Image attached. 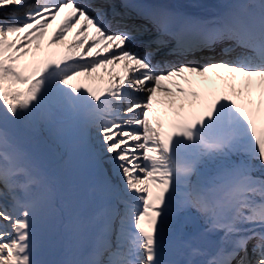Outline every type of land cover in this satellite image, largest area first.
<instances>
[{"label":"snow or ice","instance_id":"obj_1","mask_svg":"<svg viewBox=\"0 0 264 264\" xmlns=\"http://www.w3.org/2000/svg\"><path fill=\"white\" fill-rule=\"evenodd\" d=\"M64 9L49 43L65 45L75 28L74 38L67 51H47L41 42ZM141 16L159 33L152 51L128 47L149 29L130 25L117 0H0V264H264V4L208 24L162 8ZM163 36L176 41L169 55L223 44L224 58L154 65ZM119 61L124 74L104 89L72 83ZM187 73H216L247 94L249 108L232 95L209 100L186 89L177 78L191 84ZM37 119L58 132L73 122L98 138L102 200L69 219V255L58 261L40 259L35 242L53 187L12 131Z\"/></svg>","mask_w":264,"mask_h":264},{"label":"rangeland","instance_id":"obj_2","mask_svg":"<svg viewBox=\"0 0 264 264\" xmlns=\"http://www.w3.org/2000/svg\"><path fill=\"white\" fill-rule=\"evenodd\" d=\"M173 2L175 4L173 6L174 10H172L171 8L169 10L170 12L172 13L186 12L185 14L188 17L195 16L197 12H199L198 17L204 16L208 18L207 20L209 21L208 23L214 20L220 19L233 11L241 10V6H244L245 10L252 11V12H259L260 5L264 4V0H174ZM180 5H183V7L185 8H191V9L189 11H185V9ZM5 15H7V12H5ZM51 36L52 35H49L48 37L43 38V41L41 42L42 48L47 51H55V52L67 51V48L65 45L73 39L72 37H70L65 42V45L58 47L56 45H50L49 39ZM136 36H138V34ZM143 37L144 36H142L141 38L133 39L132 43L139 42V40H141ZM167 38L171 39L170 37H167ZM220 45H223V44H220ZM33 53L36 54L35 58L40 63H42L45 59H47V56L45 55L43 51L37 52L35 48V44L33 45ZM215 58L221 59L222 57L220 56V54H217ZM203 59H204L203 63H205L206 60L204 56H203ZM152 62L153 63L155 62L154 56L152 57ZM118 67L119 69L121 68V66H118ZM123 74H124V71L121 72L119 75H123ZM119 75L113 74L112 77L118 78ZM215 76H216V81L214 79ZM198 81H199V84L196 86V88H193V89L189 88V84L185 83V81L182 79H180V84L190 91L191 90L197 91L198 88H200L202 91H209L210 96L207 98L209 100L221 94L232 95L233 98L237 99L238 103H240L242 106L246 108V110L249 108V105L246 100L247 94L245 93V96L237 95L236 93L233 92L230 85L227 84L219 76H217V74L215 73L210 74L209 77H207L206 79H202V80L198 79ZM72 83L78 86L82 84L86 88L91 87L94 90H101L104 88L105 84L107 83V77L104 73L97 71L96 75L95 73H92L91 75H84V76L77 77L75 80L72 81ZM242 83H243V78L237 77L236 85L238 89L242 87ZM217 84H218V87H216ZM18 87H24V86L18 85ZM253 99L256 101H259L260 99L259 88L255 84V82L253 84ZM111 118H112L111 116L108 117V119H111ZM257 120H258V128H259L260 121L264 120V111H262L261 116L257 118ZM24 121H27V120H22L17 123L21 124V122H24ZM25 127H26L25 130L28 131L26 133H29V131H35V128H36L35 126H32L28 121L27 123H25ZM25 130H24V134L22 133L23 138H25V136L27 135L25 133ZM61 131H63V138L66 144L68 145L69 142H73L72 146L74 150L78 151L76 154H80V155L82 154L85 158H88L89 163H91L92 165L91 169H93L97 174V175L95 174L96 177H92L94 176V173H95L94 172L93 175H89L87 177L88 180L85 179L82 182L79 181L75 183H68L65 185L64 187L65 192L69 198L76 199V196L77 197L79 196V199H76V202L74 205H71V203L68 204V205H71L70 209H71V213L73 217L78 212L91 211L93 208L98 207L102 200L101 184H100L101 177H100V174H98L99 171L96 166V157H95V153H96L95 145L98 143V138H97L95 129L77 127L75 123L73 122H69L65 126H63V128L59 131V134ZM17 134H15V136H17ZM26 147L29 148V146H26ZM64 150H65L64 147L61 149V151L59 150V147H58V149L56 150L57 156L55 158V161H57L58 163L62 165L60 166V169L64 170V173L67 174V172L69 171L68 169L70 167V160L67 159L66 152ZM51 160L54 161V159H51ZM77 175H78L77 177H80L81 175L79 170H78ZM51 185L54 186L53 184ZM76 186H82L83 189H81L80 191H77ZM57 206L60 207V204H57ZM77 206H84V207L83 209L81 208V209H78L77 212H74ZM66 217H68V214L65 213L63 210L61 214L59 215L57 213V210L51 207H48L45 210L43 218L37 225V229L41 226L42 221H44L45 219H50L52 227L53 226L57 227V225L59 224V230L53 229L54 231H52L50 228L44 229V232H47L48 235H50V238L52 241L51 242L52 249L48 253H43L44 251L37 250V253L40 259L47 260V261H58V260L66 258V256L69 255V250L68 251H65V250L68 249L67 244L70 238V230L68 227V223L65 225H63L62 223V222H65ZM37 229H36V233L39 232L37 231ZM35 242L37 244V247H39L38 246L39 244L36 241V236H35ZM63 250L65 252H68V254H66ZM62 252H64L63 255H61Z\"/></svg>","mask_w":264,"mask_h":264},{"label":"bare ground","instance_id":"obj_3","mask_svg":"<svg viewBox=\"0 0 264 264\" xmlns=\"http://www.w3.org/2000/svg\"><path fill=\"white\" fill-rule=\"evenodd\" d=\"M88 1H90V0H88ZM135 2L133 3V4H131V7H135V8H141V7H144L141 3H139V0H134ZM173 1L174 0H164V2L166 3V4H172L173 3ZM91 2V1H90ZM90 2H87V0H78V3L79 4H81V5H85V6H87V5H90ZM164 3V4H165ZM169 7H170V5H169ZM155 9H160V7L159 8H155ZM191 8H185V11H187V10H190ZM124 11V10H123ZM70 12V9H64V10H62L58 15H57V17H56V19L55 20H53L52 22H51V24H50V26H49V28H48V31H47V33L45 34V36H44V38H46V37H48L49 35H52V33H53V31L55 30V29H57V27L60 25V23H61V21H62V19L68 14ZM128 16H130L131 17V14L130 13H127L126 11H124ZM197 13H199V12H197ZM176 16H178V17H180V18H184V19H186V17L187 16H185V14H184V12H178V13H174ZM197 18V16L196 17H194V18H192V17H189V18H187L188 20H192V21H194L195 19ZM141 20H142V16H139V15H136V16H133V20H131V22H132V24L134 23V24H137V25H141L140 24V22H141ZM148 22V21H147ZM129 24H130V21H129ZM77 27H80L79 25H77ZM113 27H115V25L113 26ZM148 29H149V31L146 33H144V35L147 37V36H154L156 33H157V30L152 26V24L151 25H148ZM75 31H76V29L74 28L71 32H69L68 33V36H67V38H66V41L70 38V37H72V38H74V35H75ZM87 34H88V36L91 38L94 34H95V32H94V29H92V28H88L87 29ZM143 35H139L138 34V36H136L135 35V38H138V37H142ZM134 38V39H135ZM65 41V42H66ZM154 44V43H153ZM148 45V42H147V40H145V41H143V42H138L136 45H132V44H130V45H128V47L129 48H131V50H133V51H136V50H138V49H143L145 46H147ZM56 46H62V45H56ZM174 46L172 45L171 46V48H173ZM168 49H170V48H168ZM168 49L166 50V51H164V52H167L168 51ZM96 49H93V51H95ZM237 50H242V49H239V48H237L236 49V51ZM158 52H160V51H158ZM199 53H198V51H194V52H192V54L191 53H188V54H184V55H177V56H168V57H166L165 58V61H168L169 63H171V64H178V63H180V61H181V59H182V62H184V63H189V62H195V63H202V60H199L198 58H199ZM177 58L178 59H180V61H176L177 60ZM162 61H164L163 59H161ZM155 64H157V63H155ZM154 64V65H155ZM123 65H124V61H119V62H116V64H115V66H113V65H105V66H103L102 68H98L94 73H95V75H96V72L98 71V72H101V73H104L105 75H106V77H107V83H106V85H105V87L104 88H106L107 86H108V84H109V79H110V77H112V75L114 74V75H119L121 72H123L124 71V69H123ZM118 66H121V68L119 69V67ZM161 66H163V63H161ZM187 74H190V75H192V82H194V81H196V82H194V83H192V86L191 87H194V85L197 83V84H199V81H198V79H200V80H202V79H206L207 77H209V75L210 74H214V73H207L205 76H199V75H196V74H192V73H187ZM216 74V73H215ZM180 79L181 78H177V80H178V82L180 83ZM162 83H165V84H168L170 87H172L173 85L171 84V82L170 81H162ZM103 88V89H104ZM204 95H203V97H209L210 96V93H209V91H205L204 93H203ZM164 94L163 93H160V92H158L157 93V97H161V96H163ZM157 107L159 108V105H157ZM167 253V252H166Z\"/></svg>","mask_w":264,"mask_h":264},{"label":"trees","instance_id":"obj_4","mask_svg":"<svg viewBox=\"0 0 264 264\" xmlns=\"http://www.w3.org/2000/svg\"><path fill=\"white\" fill-rule=\"evenodd\" d=\"M52 133H53V131L51 132V134H52ZM49 135H50V133H49ZM41 140H42V139H41ZM41 140L38 141V142H36L35 145L40 144V143L42 142Z\"/></svg>","mask_w":264,"mask_h":264}]
</instances>
